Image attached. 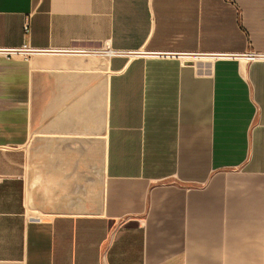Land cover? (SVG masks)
I'll return each instance as SVG.
<instances>
[{
	"label": "crops",
	"instance_id": "0c3cea01",
	"mask_svg": "<svg viewBox=\"0 0 264 264\" xmlns=\"http://www.w3.org/2000/svg\"><path fill=\"white\" fill-rule=\"evenodd\" d=\"M0 264H264V0H0Z\"/></svg>",
	"mask_w": 264,
	"mask_h": 264
},
{
	"label": "built area",
	"instance_id": "2783aa9c",
	"mask_svg": "<svg viewBox=\"0 0 264 264\" xmlns=\"http://www.w3.org/2000/svg\"><path fill=\"white\" fill-rule=\"evenodd\" d=\"M14 53H16V50L14 49L0 48V56L11 57ZM242 56L246 57L249 60H253V59L264 60V52L248 51L242 53Z\"/></svg>",
	"mask_w": 264,
	"mask_h": 264
}]
</instances>
